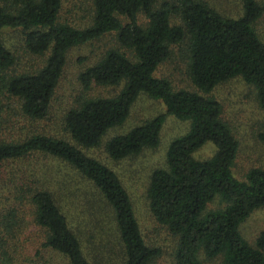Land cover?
Instances as JSON below:
<instances>
[{
    "label": "trees",
    "instance_id": "trees-1",
    "mask_svg": "<svg viewBox=\"0 0 264 264\" xmlns=\"http://www.w3.org/2000/svg\"><path fill=\"white\" fill-rule=\"evenodd\" d=\"M82 1L88 20L74 26L60 18L62 0H0V93L18 102L32 128L17 136L0 130L3 229L14 234L31 223L42 232L40 246L66 264H151L159 250L144 241L127 189L91 151L118 162L153 150L170 116L186 129L167 142L144 196L150 216L175 238V264H264V231L252 243L238 231L253 210L264 208V168L234 176L238 144L211 95L239 78L264 109V40L255 30L264 0H236L235 17L204 0ZM11 32L18 45L6 42ZM106 36L114 46L77 78L84 91L99 86L116 92L79 99L66 109L59 135L33 127L47 117L67 52ZM172 50L184 58L193 89L173 88L155 75ZM17 52L39 60L13 71ZM140 97L158 101L163 111L111 134L128 122ZM207 142L211 155L196 158ZM36 153L54 166L15 167Z\"/></svg>",
    "mask_w": 264,
    "mask_h": 264
},
{
    "label": "rangeland",
    "instance_id": "rangeland-1",
    "mask_svg": "<svg viewBox=\"0 0 264 264\" xmlns=\"http://www.w3.org/2000/svg\"><path fill=\"white\" fill-rule=\"evenodd\" d=\"M204 1L225 16L235 17L240 13L239 3L236 0ZM88 12V4L85 1L62 0L61 2L60 18L71 25L76 26L85 23L88 20ZM255 30L258 36L264 40V16L257 20ZM17 36V33H9L6 35V42L9 44L16 43ZM111 46H114V41L106 36L75 46L67 52V59L52 95L47 117L38 123H33V127L37 126L38 129L52 135H59L62 133L61 122L66 109L75 105L79 99L111 95L116 92L117 89L99 86H91L89 90L84 91L77 78L85 66L91 64L100 56L101 52ZM79 58L83 60L79 62ZM27 60L30 65L31 63L35 64L39 59L34 61L28 58L26 54L19 52L12 70L25 66L23 63ZM183 60L184 58L178 50H172L170 57L157 67L155 75L166 77L173 88L193 89L187 77L186 63ZM211 93L219 102L221 118L229 126L238 144L231 167L234 176L242 178L250 168H264V139L261 138L264 136V109L257 105L252 88L244 84L239 78H233L216 86ZM13 101L15 100L9 101V99L3 98L0 93V130L4 129L8 134L17 136L29 132L28 129L32 128L29 126L30 122L24 121L17 111L16 103L18 102ZM163 109L158 101L140 97L130 110L128 122L117 130L110 131V133L121 132L143 119L162 112ZM185 129L186 123L184 121L166 116L160 130L159 144L153 150H145L133 158L118 162L109 160L100 149L91 151L116 171L127 189L144 241L147 245L159 250V254L151 264H175L172 257L175 238L150 216L144 189L151 169L162 165L164 149L169 139L181 134ZM212 151V145L207 142L197 150L195 157L206 158L211 155ZM29 164H52L54 166V161L36 153L32 154L30 158L21 160L20 163L15 164V167L28 168ZM238 231L248 243H252L256 235L260 231H264V208L253 210L239 224ZM41 242L42 232L31 223H27L25 228L14 234L3 229L2 224H0V264H66L63 260L52 257L48 249L40 246ZM201 264H220V261L218 259L214 261L202 260Z\"/></svg>",
    "mask_w": 264,
    "mask_h": 264
}]
</instances>
